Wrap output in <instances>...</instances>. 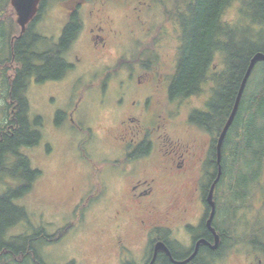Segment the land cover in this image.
Wrapping results in <instances>:
<instances>
[{
    "label": "flooded vegetation",
    "instance_id": "1",
    "mask_svg": "<svg viewBox=\"0 0 264 264\" xmlns=\"http://www.w3.org/2000/svg\"><path fill=\"white\" fill-rule=\"evenodd\" d=\"M69 1L72 6L63 4L66 23L62 32L70 19L79 14L81 32L84 31L83 37L91 45L90 50L93 53L104 55L109 49V41L114 38L121 41L119 57L101 65L113 66L116 71H119L116 66L124 62L131 66L130 71H123L125 73L122 83L119 84L116 79L111 81L110 86L104 87L105 92L109 91L112 94L105 98L106 103L105 100L91 102V109L95 106L104 109L111 106L108 111L118 120L115 126L107 131V138L118 148L116 155L111 157L112 166L110 169L105 167L102 169L100 181H95V174L91 175V178L87 175L93 193L87 195L85 203L80 206V209L85 208L87 212L93 201L98 200L100 211L106 212V209L102 208L104 203H118L114 212L108 215V221L114 225L113 234L101 235L100 242L95 243L96 251L111 255L116 264H123L129 258L134 259L136 264H233L235 253L242 250L246 252L247 258L240 264H264V135L260 132L264 128V118L255 123L249 116V102L252 97L258 95L261 102H264V78L252 93L251 90H247L252 75L250 76L235 118L222 141L219 163L220 137L233 112L249 65L238 80L237 95L224 121L219 117L218 99L219 79L224 75V71L222 61L216 60L213 64L212 77L206 81L205 91L198 96L208 97L201 101L198 108L189 112V116L183 122L186 128L182 137L174 141L168 138L167 133L170 125L173 128L177 127L175 121L171 119L177 117V106L174 104L188 100L180 101L170 97L169 90L176 71L177 58L173 60L170 57L166 46L170 43L172 49L174 44H177L176 52L178 51L184 33L181 17L186 15L191 0L182 2L171 0L174 10L168 8L166 3L168 0H135V4L130 8L131 15L128 16L131 21L125 29L130 34L126 43L123 28L119 31L112 28L115 20L107 13L105 5L111 4L112 0H95L94 5L88 8L91 9L88 19L92 25L89 28L85 20L86 11L82 7L92 0ZM46 8L47 6L43 11ZM43 11L41 14L40 10L38 11L39 20ZM60 39L52 50L59 44ZM120 48L123 50L121 53ZM70 59L74 58L70 56ZM75 61L84 62L79 54L75 55L73 62ZM65 62L68 69L59 80L37 83L34 76L30 79L33 78L36 84L60 81L75 67L74 64L66 60ZM259 63L264 62H258L256 66ZM113 83L117 85H112ZM116 94L122 96V99L114 101ZM210 98H212L211 126L204 125L202 119L195 124L191 123L190 116L193 112L200 116L208 111L207 104ZM83 101L84 93L77 101L74 112ZM5 104L0 106L2 113L0 123H8L9 115L15 112L13 106L16 104L13 105L7 100ZM261 114L264 116V109ZM40 120L41 126L35 127L37 130L42 127V119ZM226 155L243 156L248 158V161L251 158L255 165L250 167L245 163L248 161H244L243 158L241 161L243 165L241 164L239 168L237 163L232 161L231 170L223 169L222 157ZM245 170L247 174L243 173ZM17 183L18 181L12 179L5 180V177L0 180V199L9 185ZM212 188L213 204L209 201ZM255 191L260 192L258 205L252 203ZM24 196L10 199L9 204L14 203L17 206L15 201ZM26 218L13 226H10V220L3 225L4 227L0 226V264H45L31 246L34 262L32 257L29 259L30 255L25 254L18 263H11L13 239L23 238L26 241L37 235L34 233L26 237V228L23 227L24 234L8 236L9 230L26 221ZM77 223L74 222L62 232H67ZM63 233L47 236L41 231L40 241L50 244L58 242ZM50 237L54 238L49 239ZM72 263L75 264L74 261Z\"/></svg>",
    "mask_w": 264,
    "mask_h": 264
},
{
    "label": "rangeland",
    "instance_id": "2",
    "mask_svg": "<svg viewBox=\"0 0 264 264\" xmlns=\"http://www.w3.org/2000/svg\"><path fill=\"white\" fill-rule=\"evenodd\" d=\"M170 1L166 2L168 8L174 10ZM94 3L95 0H92L82 7L86 11L87 28L91 25V20L88 19L91 9L88 8ZM63 4L65 3L56 0L48 1L47 8L43 11L40 20L34 25L35 34L43 38L34 46L36 53L50 51L58 43L66 23ZM134 4L135 0H112L111 4L105 5L107 13L115 20L112 28L114 27L118 31L123 28V33L126 36L124 43L129 41L130 34L125 29L131 21L128 16L131 15L130 8ZM67 5L72 6L70 1ZM241 6L242 0L234 2L225 13L223 21L234 26L239 21ZM14 21H16V16ZM244 26L248 27L250 23ZM253 30L258 31L256 25ZM83 36L84 31L82 30L70 50L63 56L75 67L68 71L62 80L36 84L32 78L29 80L25 93L30 106V122L33 123L38 117L42 119V127L39 129L42 133V140L34 148H22L21 153L29 158L32 168L39 170L42 174L32 191L15 201L17 206L25 209L27 218L23 223L10 229L8 236L24 234L22 232L24 228H26V237L32 236L34 233L40 235L41 231H44L47 236H54L58 233L60 235L63 230L83 218L75 227H71L63 233V237L58 242L50 244L45 241L35 243L24 241V245L34 248L37 256L45 264H69L73 261L75 264H116V261L111 259V255L96 251L95 243L100 242L101 235L110 236L113 234L114 225L108 221V215L114 212L118 203H104L102 208H105L106 212L100 211L98 200L93 201L92 207L87 212L85 208L80 209V206L85 203V197L93 193L87 175L91 178V175L95 174V181H100L102 169L104 167L110 169L113 162L111 157L116 155L118 149L107 138V131L114 127L118 121L117 117L108 111L111 106L106 109L95 106L91 109V102L105 100L111 96L109 91L105 92L104 87L110 86L111 81L116 79L119 84L122 83L125 73L123 71H130L131 66L124 62L120 66H116L117 70L119 69L116 71L113 66L101 65L110 63L111 59L119 57L120 40L114 38L109 41V49L106 54L98 55L90 50L91 45L86 42V38ZM176 50L177 44H174L172 49L171 44H167L166 51L173 60L177 58ZM122 51L120 48V53ZM77 54L84 62H73ZM70 56L74 59L71 60ZM9 75H11L10 71ZM263 78L264 63H259L251 76L247 90L252 92L256 90L255 88L259 87ZM4 82L0 80L2 97L7 95L6 82ZM112 85L117 84L113 83ZM83 93L84 101L74 112L77 101ZM207 97L187 99L186 102L174 104L177 106V117H171V119L175 121L177 127L173 128L170 125L167 128L168 138L177 141L182 137L186 128L183 122L186 121L189 112L198 108L201 101ZM121 99L122 96L119 97L116 94L114 101ZM2 105H6L4 98H0V106ZM58 112L62 113L59 125L56 123ZM72 112H74L73 115H71ZM1 118L0 108V121ZM3 124L0 123V125ZM8 179L5 177V180ZM112 190L114 191L115 188ZM254 195L252 203L258 205L260 192L255 191ZM257 209L258 207H256ZM79 215L82 217L80 218ZM85 219L87 223H85ZM246 258V252L239 250L235 253L233 264H240ZM29 259L31 260V256ZM123 264H136V262L129 258Z\"/></svg>",
    "mask_w": 264,
    "mask_h": 264
},
{
    "label": "trees",
    "instance_id": "3",
    "mask_svg": "<svg viewBox=\"0 0 264 264\" xmlns=\"http://www.w3.org/2000/svg\"><path fill=\"white\" fill-rule=\"evenodd\" d=\"M48 1L50 0L41 1L40 14ZM56 1L69 4V0ZM236 1L191 0L186 15L181 17L180 14L184 23V33L177 52L176 71L169 90L170 97L174 100L184 101L198 97L205 91L206 81L212 77L213 64L216 60H221L224 75L219 79L218 99L219 117L222 121L225 120L237 95L240 76L256 53H264V0H242L239 21L234 26H230L223 21V17ZM39 15L20 36L10 0H0V80L2 82L5 80L8 87L5 100L11 101L13 105L16 104L13 106L15 112L9 115L8 123L0 125V180L8 177L18 181L17 184L9 185L0 199V226L6 225L8 220L10 226H13L27 217L22 208L15 206L14 203L9 204V200L28 194L32 190L33 183L41 176L39 170L32 168L29 158L19 152L22 147L36 146L41 140V132L35 129L36 126H41L40 118H36L33 123L29 119L30 106L25 95L29 80L33 76L37 83L61 79L68 69L62 54L70 48L82 29L80 16L75 14L65 26L55 49L41 54L36 53L34 46L43 39L35 34L34 29ZM244 23H250V26H244ZM254 25L257 32L253 30ZM261 101L257 95L249 102V116L252 122L259 123V120L264 118L261 114L264 102ZM207 105L208 111L200 116H197L196 112L191 114V123L195 124L202 119L204 125L211 126L212 98ZM61 116L62 114L58 113L57 123L61 122ZM260 132L264 135V128ZM243 158L244 161H248V158L243 156L226 155L222 157L221 165L223 169L231 170V166L233 167L231 162L237 163L238 167L242 164ZM245 163L250 167L255 165L251 158ZM243 173L248 172L245 170ZM41 239V235H36L32 239L28 238L26 242L35 243L36 240ZM24 241L23 238L13 239L11 263H18L22 255H32L33 250L25 246Z\"/></svg>",
    "mask_w": 264,
    "mask_h": 264
},
{
    "label": "water",
    "instance_id": "4",
    "mask_svg": "<svg viewBox=\"0 0 264 264\" xmlns=\"http://www.w3.org/2000/svg\"><path fill=\"white\" fill-rule=\"evenodd\" d=\"M10 2H11L12 8L14 9V11L16 13V23L20 27V30H21L20 36H21L26 32L28 24L37 15L41 0H10ZM258 62H264V53H262V52L256 53L253 56V58L249 64V67L246 71L241 89L239 91L238 97H237L236 102H235L233 112H232V114H231V116H230L224 130H223V133L220 137V141H219V163L221 162V154L220 153H221L222 141H223L225 134L227 133L229 127L231 126V124L235 118V115L237 113V110H238V107L240 104L242 94L244 92V88H245V86H246V84H247V82H248V80H249V78H250V76H251V74H252V72H253V70H254V68ZM220 174H221V170H220L219 176H220ZM212 195H213V188L209 194V201L211 204H213V202L211 201ZM157 249H160V248H157Z\"/></svg>",
    "mask_w": 264,
    "mask_h": 264
},
{
    "label": "bare ground",
    "instance_id": "5",
    "mask_svg": "<svg viewBox=\"0 0 264 264\" xmlns=\"http://www.w3.org/2000/svg\"><path fill=\"white\" fill-rule=\"evenodd\" d=\"M30 70V69H29ZM28 71V70H27ZM30 74V73H29Z\"/></svg>",
    "mask_w": 264,
    "mask_h": 264
}]
</instances>
